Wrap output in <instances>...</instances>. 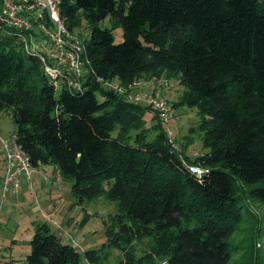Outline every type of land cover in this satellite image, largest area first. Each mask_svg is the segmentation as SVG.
<instances>
[{"label":"trees","instance_id":"16d2710c","mask_svg":"<svg viewBox=\"0 0 264 264\" xmlns=\"http://www.w3.org/2000/svg\"><path fill=\"white\" fill-rule=\"evenodd\" d=\"M60 15L71 30L81 19L89 28L81 89L54 88L35 56L0 35V110L9 108L14 140L33 166L51 164L71 179L76 202L103 193L116 210L84 259L36 224L26 262L97 263L117 248L119 264H229L241 192L264 204V0H61ZM106 16L111 25L99 26ZM151 75L183 85L172 107H195L200 154L182 153L154 109L95 80ZM256 256L254 247L248 264Z\"/></svg>","mask_w":264,"mask_h":264},{"label":"rangeland","instance_id":"374dc122","mask_svg":"<svg viewBox=\"0 0 264 264\" xmlns=\"http://www.w3.org/2000/svg\"><path fill=\"white\" fill-rule=\"evenodd\" d=\"M98 24L101 27L111 25L108 16ZM76 31L81 39L88 36L89 28L83 19ZM112 32L113 41L118 42L121 39V27L115 26ZM165 77L169 80V87L163 95L173 109L172 120L168 124L175 132L179 150L192 158L205 150L201 146L199 115L193 106L180 104L172 107V103L178 100L183 85L171 75ZM149 111L151 110L147 109L143 116L148 129L147 135L151 137L157 129L150 127L155 117ZM13 130L14 123L9 108H2L0 138H11ZM3 167L0 151V264H28L25 260L29 251L28 240L34 226L41 222H45L61 241L75 246L81 259H84L83 250L100 246L104 240L102 222L116 210L114 200L101 193L91 199L76 202L70 192L71 179L61 177L51 164L32 165L28 177L30 181L21 182L18 189L7 191L3 195ZM244 191L243 189L241 192L243 194L239 208L241 220L235 224L229 236L233 247L229 264H248L250 251L254 247L257 250L256 264H264V204L247 197ZM145 241L144 238L137 243V253L146 247ZM100 255L102 257L97 263L89 264H119L120 252L117 248L104 249Z\"/></svg>","mask_w":264,"mask_h":264},{"label":"built area","instance_id":"2783aa9c","mask_svg":"<svg viewBox=\"0 0 264 264\" xmlns=\"http://www.w3.org/2000/svg\"><path fill=\"white\" fill-rule=\"evenodd\" d=\"M61 0H1L0 35L8 36L28 55L35 56L47 81L54 87L65 86L81 89L87 60L84 55L83 39L76 30L67 28L60 15ZM103 87L122 94L128 100L142 103L154 109L157 119L171 136L168 120L172 113L171 104L164 97L169 87L163 77L134 78L122 84L115 78L95 77ZM3 158L1 190L19 188L28 182L32 164L23 150L16 144L14 136L0 138ZM197 173L198 167L191 166ZM18 187V188H17ZM157 264H167L165 259Z\"/></svg>","mask_w":264,"mask_h":264},{"label":"crops","instance_id":"0c3cea01","mask_svg":"<svg viewBox=\"0 0 264 264\" xmlns=\"http://www.w3.org/2000/svg\"><path fill=\"white\" fill-rule=\"evenodd\" d=\"M54 169H56L54 166H53ZM58 174V173H57Z\"/></svg>","mask_w":264,"mask_h":264}]
</instances>
